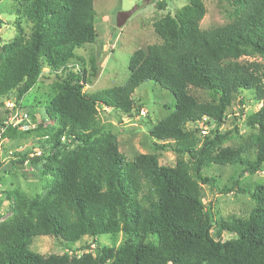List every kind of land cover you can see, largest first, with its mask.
<instances>
[{
	"label": "trees",
	"instance_id": "1",
	"mask_svg": "<svg viewBox=\"0 0 264 264\" xmlns=\"http://www.w3.org/2000/svg\"><path fill=\"white\" fill-rule=\"evenodd\" d=\"M13 2L16 34L0 43V124L10 114L3 103L9 95L21 108L25 95L45 81L52 97L44 106L46 124L23 132L8 128L1 139L38 133L40 153H15L8 167L40 165L50 181L32 197L6 192L12 206L0 222V264H264V184L236 189L253 207L223 221H213L202 193V186H217L204 175L211 167L264 172V0H226L228 22L206 30L200 27L203 1L187 0L173 16L153 22L159 42L131 54L123 84L90 94L83 88L99 67L93 54L85 59L76 52L96 40L93 0ZM145 82L174 99L173 110L148 131L161 143H154L155 150L176 156L173 167L159 165L156 153L127 161L99 117L102 107L141 115L132 96ZM192 91L211 98L200 100ZM242 91L261 104L245 120L251 132H239L238 118L222 132L220 124ZM203 118L209 130L199 136L196 124ZM118 233L124 244L99 246L97 237ZM34 237L52 238L63 251L89 237L94 253L85 244L81 256L42 255L29 250Z\"/></svg>",
	"mask_w": 264,
	"mask_h": 264
},
{
	"label": "rangeland",
	"instance_id": "2",
	"mask_svg": "<svg viewBox=\"0 0 264 264\" xmlns=\"http://www.w3.org/2000/svg\"><path fill=\"white\" fill-rule=\"evenodd\" d=\"M206 13L200 22L203 30L222 26L228 22L225 11L229 8L226 0H202ZM187 0H93L95 11L94 29L97 33L95 43L87 46L84 50L76 52L79 56L87 59L93 54L99 67L98 75L93 83L84 86V93H94L101 90L117 87L123 84L129 75L127 69L131 54L147 45L158 43L152 24L164 16H173L178 9L186 4ZM15 4L13 0H0V43L12 39L16 32L12 27ZM132 11L131 16L121 28L116 26L117 15L121 12ZM242 60L251 61L244 58ZM44 72L47 70L44 69ZM193 95L200 100H210L211 96L201 91H192ZM52 97L49 82H37L21 101V109L30 113L28 120L30 128L47 123L44 106ZM142 107L145 115L134 114L127 117L119 112L106 108L99 109V117L105 125V129L117 136L119 151L127 161L132 160L136 154L156 153L159 156V165L173 167L176 156L169 150H155L154 143L158 141L148 135L150 127L163 119L174 108V99L167 91L161 89L153 82H145L138 86L132 96ZM241 100L244 104L241 105ZM14 102L13 94L3 100ZM261 104L257 102L251 92H239L233 105L229 108L227 116L220 124L222 132L229 131L233 127V119L238 118L237 126L240 133L248 134L251 129L245 124L247 116L256 112ZM194 125L188 126L193 129ZM30 131V130H29ZM23 132V131H18ZM199 136H202L199 134ZM38 133L32 131L29 134H19L0 140V222L11 215L10 208L12 199H7L6 192L18 190L28 197L43 192L49 177L41 175V166L29 163L21 164L18 168L8 167L10 160L18 157L15 153H25L29 158L40 153V138ZM253 158L252 154L249 156ZM204 175L216 179V188L202 186L205 204L212 214L213 221L225 220L230 216L246 214L252 207L253 202L248 195L235 194L240 187H253L255 184H264V172L254 175H241L240 168L234 167H211L204 170ZM237 180V186H233ZM224 186L233 187L230 194H220L219 189ZM215 231V226H213ZM223 238L227 236L222 235ZM155 242L154 239H151ZM126 237L122 233L115 235H101L97 242L101 247H118L124 244ZM89 237H83L71 251H63L56 246L55 241L49 237H34L29 250L42 255L81 256L80 251L85 244H90ZM92 244H90L91 246ZM90 252L94 253L91 246Z\"/></svg>",
	"mask_w": 264,
	"mask_h": 264
},
{
	"label": "built area",
	"instance_id": "3",
	"mask_svg": "<svg viewBox=\"0 0 264 264\" xmlns=\"http://www.w3.org/2000/svg\"><path fill=\"white\" fill-rule=\"evenodd\" d=\"M5 108L10 112L4 121L0 124V140L3 133L8 129H16L18 131H26L31 126H29L28 120L30 118L29 113L22 110L20 107H17L14 102L7 101L5 103ZM141 115H144V112H140ZM206 118H203L200 122L196 124V127L199 129V134L202 136L207 135L209 130V123ZM38 155V154H37Z\"/></svg>",
	"mask_w": 264,
	"mask_h": 264
},
{
	"label": "water",
	"instance_id": "4",
	"mask_svg": "<svg viewBox=\"0 0 264 264\" xmlns=\"http://www.w3.org/2000/svg\"><path fill=\"white\" fill-rule=\"evenodd\" d=\"M132 11L129 12H121L117 15L116 18V26L117 28H121L122 25L126 22V20L131 16Z\"/></svg>",
	"mask_w": 264,
	"mask_h": 264
}]
</instances>
